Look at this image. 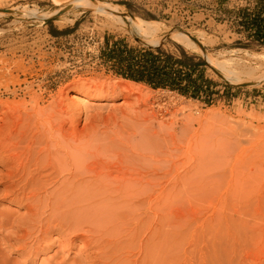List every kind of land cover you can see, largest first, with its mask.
Returning a JSON list of instances; mask_svg holds the SVG:
<instances>
[{"label": "rangeland", "instance_id": "374dc122", "mask_svg": "<svg viewBox=\"0 0 264 264\" xmlns=\"http://www.w3.org/2000/svg\"><path fill=\"white\" fill-rule=\"evenodd\" d=\"M0 12V55L28 44L18 55L36 67L21 78L42 97L21 106L19 151L46 140L56 163L43 174L46 190L67 198L82 223L68 240L51 233L32 256L6 250L10 264H264V82L232 84L207 61L242 82L264 76V0H0ZM141 20L152 37L136 30ZM174 33L194 42L204 34L205 52ZM117 42L183 50L206 65L189 95L156 90L106 63ZM1 198L0 208L27 213Z\"/></svg>", "mask_w": 264, "mask_h": 264}, {"label": "bare ground", "instance_id": "6f19581e", "mask_svg": "<svg viewBox=\"0 0 264 264\" xmlns=\"http://www.w3.org/2000/svg\"><path fill=\"white\" fill-rule=\"evenodd\" d=\"M77 6L80 7L82 4L78 2ZM96 9L99 11L105 10L104 7ZM1 15H3L2 12H0ZM30 15L36 14L30 13ZM136 30L146 37L154 35L152 23L148 21L136 22ZM0 35L1 38H4L7 33L0 31ZM173 37L182 46L197 51H202V47L209 42L204 34L199 36L200 45L184 33H174ZM4 43V41H0V48L4 47ZM28 46L26 44L11 47L7 53L0 55V107L4 110L0 122L9 121L0 125V164L6 170L5 173L0 172V198L3 197L1 198L2 201L12 199V202L23 208L25 207L27 210L24 215H17L0 208V264H10L5 257L6 250L20 252L22 256H32L41 248L44 249L51 233L60 231L62 236L68 240L67 237L76 234L82 228L81 221L74 220L75 213L72 211V205L68 202L66 196L63 195L66 198L64 199L60 194L56 195V192L49 193L46 190L49 184H44L43 180L50 179L51 175L43 174L56 166L53 152L48 151V147L42 146L46 143V140L39 138L37 148L34 151L31 150L32 146H28L24 152L19 151L20 142L17 136V126L22 111L21 106H23V103L27 104L28 98L30 102L39 106L42 98L41 93L35 92L34 83H29L28 79L22 80L21 78L22 76L31 75L36 67L35 63L27 64L24 56L19 57L18 55L23 53ZM207 61L213 69L221 71L223 78L232 84L247 83L258 86L264 82V76L258 80L242 82L238 77V73L228 67L227 64L218 63L209 56H207ZM39 88L41 89L42 86H39ZM132 92L135 91L132 90ZM135 93L140 94V98H144L140 91ZM6 95L13 97V100L3 99ZM21 95H23L22 101H17V97ZM154 101L162 107L165 100L154 97ZM59 104L60 111L66 113V110L62 108L63 103L59 102ZM34 114L38 118V125L43 123L40 119L43 114L42 110L37 109ZM48 121L52 131L54 123L51 120ZM59 125L57 132L62 138H67L65 122L62 120ZM32 166H39V169L36 172L32 171ZM75 238L79 239L80 237L76 235ZM34 241V245H31ZM15 245L18 246L17 249H15Z\"/></svg>", "mask_w": 264, "mask_h": 264}, {"label": "trees", "instance_id": "16d2710c", "mask_svg": "<svg viewBox=\"0 0 264 264\" xmlns=\"http://www.w3.org/2000/svg\"><path fill=\"white\" fill-rule=\"evenodd\" d=\"M260 17L258 15L254 20L258 26ZM53 33L58 35L55 31ZM103 56L106 63L112 65V70L124 79L146 84L156 90L170 89L183 95H189L196 87V68L206 65L205 61L195 63L196 58L183 50L179 56H174L161 47L139 50L123 42L115 43L114 48ZM199 75L204 78L202 72Z\"/></svg>", "mask_w": 264, "mask_h": 264}, {"label": "water", "instance_id": "95a60500", "mask_svg": "<svg viewBox=\"0 0 264 264\" xmlns=\"http://www.w3.org/2000/svg\"><path fill=\"white\" fill-rule=\"evenodd\" d=\"M196 43L200 45L199 41H196ZM202 50L205 52V49L203 47H202Z\"/></svg>", "mask_w": 264, "mask_h": 264}]
</instances>
